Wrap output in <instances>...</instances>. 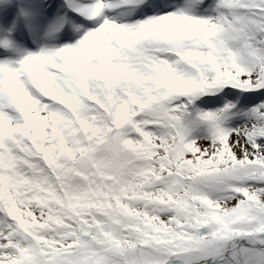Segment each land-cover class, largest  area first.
Returning a JSON list of instances; mask_svg holds the SVG:
<instances>
[{
	"label": "snow or ice",
	"instance_id": "obj_1",
	"mask_svg": "<svg viewBox=\"0 0 264 264\" xmlns=\"http://www.w3.org/2000/svg\"><path fill=\"white\" fill-rule=\"evenodd\" d=\"M0 264H264V0H0Z\"/></svg>",
	"mask_w": 264,
	"mask_h": 264
}]
</instances>
